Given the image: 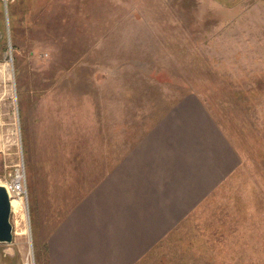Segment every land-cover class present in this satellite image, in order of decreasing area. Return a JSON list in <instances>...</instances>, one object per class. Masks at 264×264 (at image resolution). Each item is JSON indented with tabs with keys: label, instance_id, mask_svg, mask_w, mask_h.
I'll return each instance as SVG.
<instances>
[{
	"label": "rangeland",
	"instance_id": "1",
	"mask_svg": "<svg viewBox=\"0 0 264 264\" xmlns=\"http://www.w3.org/2000/svg\"><path fill=\"white\" fill-rule=\"evenodd\" d=\"M0 32V183L26 182L0 264H264V0H0ZM168 156L181 217L144 173Z\"/></svg>",
	"mask_w": 264,
	"mask_h": 264
},
{
	"label": "crops",
	"instance_id": "2",
	"mask_svg": "<svg viewBox=\"0 0 264 264\" xmlns=\"http://www.w3.org/2000/svg\"><path fill=\"white\" fill-rule=\"evenodd\" d=\"M205 123H207L205 126V128L201 131L202 133H200V139H201V135H204L205 133H210L214 143L220 145V151L221 153H224V157H221V154L219 157H214L211 158V163H210V167H212L211 171H209V173H211L210 175H208L212 180L211 182L216 183V182H222L227 180L229 177V172H232V170H234V168H236V164H234V160H233V147L231 144H229L227 141V139L223 140L220 135L218 134V132L220 133L219 130H216L214 128V122L211 121V119H209V116L207 115ZM203 125V124H202ZM204 131V132H203ZM218 131V132H217ZM221 134V133H220ZM222 135V134H221ZM223 136V135H222ZM227 140V141H226ZM202 141V140H201ZM184 147V146H183ZM187 152L190 153L191 149H187ZM214 160V161H213ZM191 163V159L190 157H187V161H186V156H182L180 159L177 158H171V156L165 157L163 159H156L154 160H149L146 159L144 162V173L148 174H155V176L157 177V179L155 178L154 180L156 182H166L169 185V193L168 195H172L171 198H168L167 203L168 207L172 210L175 209V207L177 206V210H175V212H173L174 216L177 217H181L185 212L186 209L188 210L189 208L192 207V204L190 203V200L187 199V194L183 192V195H181V199L177 197V199L175 198V194L173 193V190L175 188H177V186L173 187L171 184H169V182H193L192 177H191V167L188 166V164ZM182 169L181 173H185L186 169H187V174L186 177L187 179L181 178V174H179V170ZM157 171L158 174L160 172L165 173L164 177L162 178V176L160 177L156 172L153 173V171ZM197 174V178L200 177L201 173ZM207 179L206 182L209 181V179ZM146 179H148V177H146ZM146 179H142L143 181H145ZM188 180V181H187ZM100 190V195L105 196V195H109L110 193L109 191H113L112 189H106L105 187L103 189H101V187H98ZM205 190L201 188L200 190V194L202 195V193ZM175 204V205H174ZM170 205V206H169ZM82 208H86V212L85 213H81L84 214V216L82 215L81 217V221H80V225L81 226H85L88 222H91L90 220H94L95 218L97 219V225L98 227L102 226V223L104 220V215H98L95 214L92 211H89V206L87 207L86 205L82 206ZM91 210V208H90ZM178 212L177 214H174ZM59 236V240L63 243H66L67 249H68V242H70L72 240L71 234L68 236V234L65 236L63 235L61 232L59 233V235H57L56 238H58ZM78 245V243L76 244V246ZM78 247V246H77Z\"/></svg>",
	"mask_w": 264,
	"mask_h": 264
},
{
	"label": "water",
	"instance_id": "3",
	"mask_svg": "<svg viewBox=\"0 0 264 264\" xmlns=\"http://www.w3.org/2000/svg\"><path fill=\"white\" fill-rule=\"evenodd\" d=\"M4 9L5 6H4ZM2 33L0 32V37ZM11 202L6 187L0 184V242L12 240V224L10 222Z\"/></svg>",
	"mask_w": 264,
	"mask_h": 264
},
{
	"label": "built area",
	"instance_id": "4",
	"mask_svg": "<svg viewBox=\"0 0 264 264\" xmlns=\"http://www.w3.org/2000/svg\"><path fill=\"white\" fill-rule=\"evenodd\" d=\"M1 184L6 187L9 198L17 196L20 201L26 198V182L22 166H18L10 178ZM24 264H32V261L26 257Z\"/></svg>",
	"mask_w": 264,
	"mask_h": 264
},
{
	"label": "bare ground",
	"instance_id": "5",
	"mask_svg": "<svg viewBox=\"0 0 264 264\" xmlns=\"http://www.w3.org/2000/svg\"><path fill=\"white\" fill-rule=\"evenodd\" d=\"M4 6H5V2H4ZM9 66H8V64H5V65H3V68H1L0 67V72H2L3 70H1V69H4V70H6L7 68H8ZM1 184V183H0ZM11 199H10V202H11V206H12V209H14V205L15 204H21V201H20V199L19 198H13V197H10Z\"/></svg>",
	"mask_w": 264,
	"mask_h": 264
},
{
	"label": "flooded vegetation",
	"instance_id": "6",
	"mask_svg": "<svg viewBox=\"0 0 264 264\" xmlns=\"http://www.w3.org/2000/svg\"><path fill=\"white\" fill-rule=\"evenodd\" d=\"M1 38V37H0Z\"/></svg>",
	"mask_w": 264,
	"mask_h": 264
}]
</instances>
